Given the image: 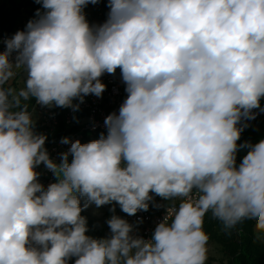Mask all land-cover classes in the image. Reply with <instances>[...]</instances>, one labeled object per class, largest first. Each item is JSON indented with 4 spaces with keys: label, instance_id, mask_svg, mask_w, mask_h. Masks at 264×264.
Here are the masks:
<instances>
[{
    "label": "clouds",
    "instance_id": "clouds-1",
    "mask_svg": "<svg viewBox=\"0 0 264 264\" xmlns=\"http://www.w3.org/2000/svg\"><path fill=\"white\" fill-rule=\"evenodd\" d=\"M36 2L0 51V264H208L209 213L225 231L254 222L264 241V139L238 143L264 98V0H108L100 25L83 11L98 0ZM118 68L127 98L107 135L62 138L57 164L27 102L75 110ZM41 164L57 176L46 188ZM152 194L179 203L150 239L117 215L109 237L86 234L83 208L134 216Z\"/></svg>",
    "mask_w": 264,
    "mask_h": 264
},
{
    "label": "built area",
    "instance_id": "built-area-1",
    "mask_svg": "<svg viewBox=\"0 0 264 264\" xmlns=\"http://www.w3.org/2000/svg\"><path fill=\"white\" fill-rule=\"evenodd\" d=\"M24 24L25 22H23ZM12 36L13 34H5L0 28V51H3L5 47L3 41ZM21 72L22 70L18 75ZM100 80L106 85V89L100 97L90 94L84 97L82 103L79 100H74V104H79V107L75 110L73 108L62 107L64 127L72 131L66 136L70 138V141L79 140L83 144L87 136L99 133L107 135V128L104 123L105 118L114 112L118 114L120 106L127 98V92L125 91L126 84L122 79L121 73H105L100 77ZM13 83H15V80ZM260 103L261 108L253 110L256 113L255 118L246 121L242 120L241 123L258 124L261 132L264 133V111L261 110L264 109V98L261 99ZM30 111L33 112V119L35 121L34 131L36 132V128H38L42 130L44 135H54L59 127V118L54 106L42 107L34 99ZM61 140L62 138L56 140L47 148L50 158L57 164L61 162V154L67 152L71 146L70 143H61ZM71 159L72 157L69 154V162ZM36 171L39 173V183L44 185L45 188L57 181L56 174L43 164L39 165ZM152 195L153 200L149 202L148 211H139L134 216H129L125 213L123 217L134 226L133 234L141 236L144 239L152 237L156 225L164 219L168 214V210L171 211L172 207L179 203V201H165L159 196H155V194ZM86 234L88 235V233ZM74 261L75 257L69 261V264H74Z\"/></svg>",
    "mask_w": 264,
    "mask_h": 264
},
{
    "label": "trees",
    "instance_id": "trees-1",
    "mask_svg": "<svg viewBox=\"0 0 264 264\" xmlns=\"http://www.w3.org/2000/svg\"><path fill=\"white\" fill-rule=\"evenodd\" d=\"M100 10V18L102 24L107 20L110 11L108 0H98L94 4ZM43 12L42 5L36 0H0V28L7 35H14L17 31L25 30L29 20L36 18L37 10ZM85 11V8H84ZM23 22L25 24L23 25ZM115 73H121L118 68ZM15 86L16 84L13 83ZM34 99L29 100V111ZM59 118V127L54 135H45L47 137L44 147L47 149L53 142L64 138L72 132L64 127L62 118V107H55ZM37 134H43L42 130L36 128ZM44 135V134H43ZM101 134L87 136L90 139H99ZM264 139V133L255 130L245 129L241 133L239 144L250 142L252 144ZM247 149H241L237 154V163H239L246 154ZM81 215L87 220L88 235L101 239L102 231H98L96 235L89 232L91 222L82 211ZM252 221H245L236 226V228L225 231L219 221L212 218L209 213L205 217L204 229L208 233L210 240L209 245H217L221 248L222 255L226 260V264H264V241L257 240L254 236Z\"/></svg>",
    "mask_w": 264,
    "mask_h": 264
},
{
    "label": "rangeland",
    "instance_id": "rangeland-1",
    "mask_svg": "<svg viewBox=\"0 0 264 264\" xmlns=\"http://www.w3.org/2000/svg\"><path fill=\"white\" fill-rule=\"evenodd\" d=\"M100 10L95 5H90L87 7L85 12V17L90 25H100L102 20L99 17ZM24 79H26V74L22 71L18 77L15 79L17 87H19ZM247 126L245 129L255 130L259 132V125L254 123H245ZM93 139L85 138L83 143H88ZM87 203L86 198L81 197V207L83 208L84 204ZM114 208V212L111 210ZM83 212L86 217L90 220L91 226L89 232L92 235H96L98 231H102V238H107L111 235L110 228L107 224V221L111 218L112 215H117L124 217V212L121 210L118 204H109L101 207H96L94 204H90L87 208H83ZM208 264H226V260L222 255L221 248L217 245H209V260Z\"/></svg>",
    "mask_w": 264,
    "mask_h": 264
},
{
    "label": "crops",
    "instance_id": "crops-1",
    "mask_svg": "<svg viewBox=\"0 0 264 264\" xmlns=\"http://www.w3.org/2000/svg\"><path fill=\"white\" fill-rule=\"evenodd\" d=\"M90 5H94V4L89 3V4L85 7L84 14H85V12H86L87 7L90 6ZM21 86H23V83H22L19 87H21ZM16 87H17V83H16Z\"/></svg>",
    "mask_w": 264,
    "mask_h": 264
}]
</instances>
